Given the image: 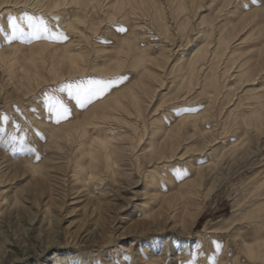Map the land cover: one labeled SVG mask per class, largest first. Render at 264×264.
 Returning a JSON list of instances; mask_svg holds the SVG:
<instances>
[{"label": "bare ground", "instance_id": "obj_1", "mask_svg": "<svg viewBox=\"0 0 264 264\" xmlns=\"http://www.w3.org/2000/svg\"><path fill=\"white\" fill-rule=\"evenodd\" d=\"M203 8L209 16L200 18ZM25 14L43 16L69 39L9 44L11 19ZM119 76L128 79L83 109L60 91ZM166 82L168 92L154 100ZM46 93L71 109L69 119L56 124ZM0 97V134L8 123L0 147L23 153L11 137L40 132L27 143L47 152L39 161L38 152L13 159L0 151V264L51 249L57 252L45 264H100L108 261L98 250L116 239L177 232L191 240L209 197L256 156L261 167L252 166L260 169L232 215L204 229L193 246L176 242L169 250L173 238L162 248L151 238L136 248V238L106 252L107 264H213L214 256L219 264H264V0H0ZM14 117L29 133L13 128ZM125 190L131 196L123 208L105 201ZM21 202L81 212L93 230L47 234L42 248L21 250L17 228L29 211ZM124 209L134 210L119 219L127 227L110 233L109 211ZM30 221L33 231L39 220L31 214Z\"/></svg>", "mask_w": 264, "mask_h": 264}, {"label": "rangeland", "instance_id": "obj_2", "mask_svg": "<svg viewBox=\"0 0 264 264\" xmlns=\"http://www.w3.org/2000/svg\"><path fill=\"white\" fill-rule=\"evenodd\" d=\"M260 6V5H259ZM201 17H205V16H209L208 12L205 11V9L203 8L202 13L198 14ZM199 22V21H198ZM158 50V49H156ZM159 52V51H158ZM158 52H156V54H158ZM167 82L164 83L163 86H161L160 88H158L157 93L155 95L154 100L156 99V97L159 95V98H164L163 95H165L168 92V89H163L166 88ZM163 89L160 93L159 91ZM5 95L4 91H1V96ZM2 98V97H0ZM45 99L49 100V95L46 93L45 94ZM56 100L51 101V103H55ZM157 101V100H156ZM161 102V100H158ZM50 103V101H48ZM17 105L13 106V113L16 110V113L20 114L21 111L17 108ZM33 110V109H32ZM48 110V108H47ZM32 117L35 115L33 112L28 111ZM6 111L2 112L1 114V119L4 120V117L6 116ZM25 117V116H24ZM25 122V121H24ZM1 123V121H0ZM26 123V122H25ZM12 126L15 130H17L19 133L25 131L29 133V130H27L26 128H22V125L19 123L18 118L14 117L13 122H12ZM19 126V127H17ZM6 131H8V123L4 126L1 130V134H0V139H2V137L6 134ZM21 137H24L21 136ZM35 137L37 138H41L42 134L40 132L35 133L34 135H32L31 137H28L27 135V139L28 140H33ZM18 146V144H16ZM31 147L34 148V151H32L31 155L30 153H27L26 151H24L23 153H19L17 148H14V146L9 147V149L7 148V151H5V147L2 146L0 147V151L3 154H7V157H12L13 159H21V158H30L33 159L36 156L33 155V153L38 152L39 155H37L39 157V161L44 160V155L47 153L42 152L41 148L39 147V145H31ZM37 147V148H35ZM5 152V153H4ZM34 153V154H35ZM21 154H24L23 156H21ZM261 163L262 160L259 158V156L254 157L248 164H246V166L244 167H240L237 170H235L221 185H219V187L213 192V194L209 197V200L205 203L204 209L201 213V218L198 222V226L196 227V229L194 230V234H193V239L189 240V239H183L182 235H180V233L177 232H171V233H150L147 234L146 236L141 237H127L126 239H124L125 241H119L118 239L115 240V242L110 245L109 247H107L106 250H98V251H102L101 252V256L104 257L105 260H107L108 262L111 260L110 257H108V253L106 251L108 250H113V249H120L121 246H128L132 241L137 239H141L140 243L138 244V246L136 248H138L142 243L148 242L147 240L151 239V238H155L157 241L161 240V245L160 247L162 248V245L165 244L167 238H173L174 244L173 242H171V244L169 245V250H173L176 248L175 243L178 242L177 244H189L191 243L190 246H188L187 248L193 246L197 241L195 238H197V236H199L204 229H209L212 226H214L216 223H219L220 221L230 217L232 215V207L233 204L235 202V200L240 196L241 190L243 188V186H245L246 184L250 183V179L251 177L254 175V173L258 172V170L260 169H255V167H261ZM264 164V163H263ZM253 165H257L255 167H252ZM135 177H129L128 180L129 182L134 180ZM28 180V179H27ZM27 180H25L22 184H26ZM18 185H21V182L18 183ZM117 191V190H116ZM96 195V194H94ZM131 195L130 193H128L126 190L123 192L119 191V194H116V201H113V198L110 197L109 199L105 200L106 202H108V205H112L115 203V205H118L117 208H123V203L126 202V199L129 198ZM97 197V196H96ZM43 202L41 203V205L39 207H31L29 208V204H27L26 202H21L20 206H24L26 208H28V213H27V218L21 222L17 228V236H19V238H23V240L25 241V243L22 245L21 250H25L27 248H32L35 250L40 249V247L42 248V240L46 239L47 234H49L50 236H54V238H56L57 236L62 237H72L74 236L76 233H81L83 232L85 229L87 230H93V228L90 227V222L88 220L85 219V217L81 214V212H73L71 211V209H68L67 207H51L48 208V206H43ZM123 211V210H122ZM122 211H114L112 212L111 210L109 211V215H110V219L106 224V228L108 229V231L111 233H117V232H122L127 225L126 224H122L120 223L119 219H122L124 217L129 216L134 210H125ZM33 214V217L35 220H39V223H37L35 225V229L32 231L30 225H33L32 222L30 221V215ZM29 218V219H28ZM34 226V225H33ZM28 230V231H25ZM46 234V235H45ZM251 234V233H248ZM159 235V236H158ZM111 237V236H110ZM109 239H107L105 242H111L113 241L112 239L114 238L111 237ZM1 238V236H0ZM15 238V236H14ZM186 238V237H185ZM111 239V241H110ZM195 239V240H194ZM50 239H47L45 241H48ZM57 240V239H55ZM82 240V239H81ZM172 240V239H171ZM9 242H13V239H10ZM21 242V240L19 241V243ZM104 243V242H103ZM83 244V242H82ZM37 247V248H34ZM7 248V250H13L16 251L13 247H8L7 245L5 246ZM72 250V251H71ZM96 251L97 249H92V247H87L84 251L90 253V251ZM57 250L56 249H51L48 251V253H46L47 255H45L43 258H39L37 256H35L34 254H31V258L28 259L26 262L21 263V264H45V260L48 257L53 258V254L56 253ZM69 253L72 254H77V252H74V249H69L68 250ZM58 253H61L58 251ZM159 253V252H158ZM95 254L98 255V252H96ZM170 255V254H169ZM57 256V255H55ZM60 257V256H59ZM100 257V258H102ZM49 258V259H51ZM41 259V260H40ZM54 260V259H51ZM108 262L106 261H100V264H107ZM110 263H113L112 261H110ZM48 264V263H47ZM92 264H94V262H92ZM128 264V263H127ZM134 264H138V262H135Z\"/></svg>", "mask_w": 264, "mask_h": 264}, {"label": "snow or ice", "instance_id": "obj_3", "mask_svg": "<svg viewBox=\"0 0 264 264\" xmlns=\"http://www.w3.org/2000/svg\"><path fill=\"white\" fill-rule=\"evenodd\" d=\"M57 19V18H54ZM22 21V22H21ZM58 23V19H57ZM116 30L120 33L127 32V28L118 26ZM41 39H49L54 41H67L69 38L64 31L53 29L43 16H33L25 14L17 19H11V33L7 37V42L10 44L13 41H20L24 43H31ZM108 43L107 40L102 41ZM128 79L127 76H119L110 79L94 78L86 81H81L76 84H68L60 91H67L69 97L74 98L80 108H85L87 105L93 103L106 96L112 89L122 85ZM53 98L49 97V101ZM49 112H54L55 122L59 125L62 121H66L71 116V109L67 107L62 101L56 100L55 103H49ZM4 122H8V117H4ZM19 127V126H17ZM11 139L20 145V151H34V148L27 143V137L12 136ZM39 159V157H37ZM181 179L187 175V172L181 170L178 173ZM198 247H201L198 245ZM222 245L215 243V252L220 253ZM188 264H196L194 260H190ZM213 264H219L218 259L213 257Z\"/></svg>", "mask_w": 264, "mask_h": 264}]
</instances>
